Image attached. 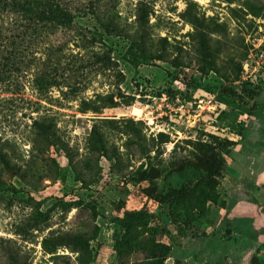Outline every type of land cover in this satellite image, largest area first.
Instances as JSON below:
<instances>
[{
	"label": "rangeland",
	"instance_id": "1",
	"mask_svg": "<svg viewBox=\"0 0 264 264\" xmlns=\"http://www.w3.org/2000/svg\"><path fill=\"white\" fill-rule=\"evenodd\" d=\"M63 1L77 15L70 28L29 37L0 26V264H147L156 242L171 248L164 264H264V0ZM188 13L212 26L216 71H199ZM139 39L163 59L131 65ZM108 96L120 106L105 107ZM224 139L235 145L212 183L218 200L196 221L146 197L203 178L171 165ZM151 167L161 177L141 181ZM138 210L149 225L120 258L125 214ZM62 234L90 238V252L44 245Z\"/></svg>",
	"mask_w": 264,
	"mask_h": 264
},
{
	"label": "trees",
	"instance_id": "2",
	"mask_svg": "<svg viewBox=\"0 0 264 264\" xmlns=\"http://www.w3.org/2000/svg\"><path fill=\"white\" fill-rule=\"evenodd\" d=\"M89 7L94 12L96 3H90ZM147 13L145 10L141 11V19L145 20ZM190 24L195 29L194 36L198 40L199 52L201 56V65L199 71L203 74L209 71H216V49L210 43L209 30L211 24H207L204 20L188 13ZM77 18L76 13L72 7L63 0H0V26L10 21L16 30L23 31L21 34L33 37V30L39 29H53L59 27L70 28ZM20 34V35H21ZM2 36L0 34V40ZM95 36L93 35V38ZM12 47L13 44L11 45ZM11 49L6 61H10L12 57H16L14 48ZM163 59V55L159 52H149L142 39L133 41L126 52V60L134 67L140 65L150 64L152 61ZM99 63L111 62L110 56H97ZM6 65V64H5ZM254 92H250V96L254 97ZM105 107H119L118 102L113 96H108L103 100ZM94 109V108H93ZM41 135L49 138L48 132L43 125L38 124ZM163 136V134H161ZM99 144H103L101 139ZM235 145V142L228 139L219 140L218 142H199L196 144V151L191 152L188 158L175 161L171 165L172 173H182L188 169H194L202 172L204 177L197 180L194 184L181 187L179 189H172L166 194L157 192L155 187H148L144 190V194L150 201L158 203H167L173 213L176 211H183L187 223L191 224L196 221L198 217L195 213L197 210L199 216L205 214V206L208 203H216L218 200V193L215 191L213 182L221 178L224 171L225 159L222 152ZM101 147V146H100ZM103 152L102 148H100ZM101 156H104L101 154ZM110 160V157H109ZM7 169L11 166L7 160H3ZM141 181L153 182L161 177L159 168L151 167L146 172H143ZM6 191L5 183L0 179V197ZM174 219V218H173ZM150 222V214L146 210H138L126 212L123 221V228L125 235L121 240L116 241L115 251L121 258L129 251V247L134 235L140 228L147 227ZM90 238L87 239L82 234H62L44 240V245H52L54 249L59 247H68L75 252L89 253ZM171 252L170 246L164 243H153L148 248L149 261L147 264H164Z\"/></svg>",
	"mask_w": 264,
	"mask_h": 264
},
{
	"label": "bare ground",
	"instance_id": "3",
	"mask_svg": "<svg viewBox=\"0 0 264 264\" xmlns=\"http://www.w3.org/2000/svg\"><path fill=\"white\" fill-rule=\"evenodd\" d=\"M133 115H135V116H137V117H139V118H142V117H143V112H142L141 109H139V108H135V109L133 110Z\"/></svg>",
	"mask_w": 264,
	"mask_h": 264
}]
</instances>
